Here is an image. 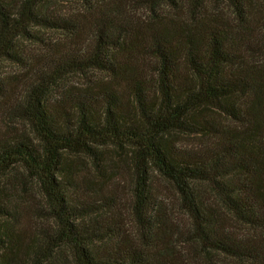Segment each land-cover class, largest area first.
<instances>
[{"label": "trees", "instance_id": "16d2710c", "mask_svg": "<svg viewBox=\"0 0 264 264\" xmlns=\"http://www.w3.org/2000/svg\"><path fill=\"white\" fill-rule=\"evenodd\" d=\"M0 61V264H264V0H0Z\"/></svg>", "mask_w": 264, "mask_h": 264}, {"label": "rangeland", "instance_id": "374dc122", "mask_svg": "<svg viewBox=\"0 0 264 264\" xmlns=\"http://www.w3.org/2000/svg\"><path fill=\"white\" fill-rule=\"evenodd\" d=\"M60 8H63V6H60ZM44 33V37H46L47 39H52L54 36H53V33H51V31H43ZM26 47L32 49V50H35V51H42L43 49H45V45L43 44V46H35V44L33 43H26ZM23 70H21L19 68V66L17 64H14V63H10V62H5V61H0V74L3 75V76H6L7 79L6 81L9 79V77H15L18 73H21ZM73 80L75 81H83L84 82V79L80 78V77H75L73 78ZM1 120L5 123L6 121L3 120L1 118ZM9 122V121H7ZM13 126H17L19 127L20 129H27L28 127L27 126H24V124L18 120H15L11 123ZM28 132H30L28 129H27ZM198 143V140H193V139H183V142L180 144L182 146H194L195 144ZM188 144V145H187ZM112 153V155H114V153L112 151L108 152V154ZM87 163V162H86ZM118 161L115 163V166H114V169H112L110 172L109 171H106L108 173V176L112 177V178H115V181H122L124 182V191L125 192H128L130 190L129 186L131 184V182L134 180V176H132V172L130 171V169L126 168H121L119 167L116 168V165H117ZM88 173H90V170L87 168V171ZM93 171L91 170V173ZM111 173H114L113 175ZM118 173V174H117ZM23 175H26V174H23ZM23 175H20L19 177V180H21V185H20V192H18V194L21 196V197H24V198H27V196L31 199H34V202L36 203V205H39V206H43V198L41 196V193H40V190L39 188L33 186V187H30L32 186V182L29 181V184H27V179L26 178V181L24 179V176ZM22 183H25L24 185ZM116 182L114 183H111L112 185L115 184ZM153 186H155V190L153 191V197L155 200H157V198L159 199H166V193H169V189H170V186L169 184L164 180V179H161L160 177H157L156 174H154V179H153ZM127 194V193H126ZM127 198V197H126ZM128 204V203H127ZM129 205V204H128ZM182 219H185L184 217H182ZM37 221V220H36ZM35 219H33V222L32 221H28V220H25L23 219L21 222H20V227L23 225L22 228H26L27 226H30L33 227V229L35 230H38L41 226V223L39 221L36 222ZM45 225L42 226L43 228L46 227L47 225V222L45 221L44 223ZM63 260H64V264H71V261H70V258L67 256H64L63 257Z\"/></svg>", "mask_w": 264, "mask_h": 264}]
</instances>
